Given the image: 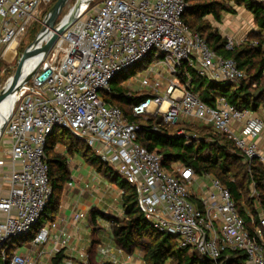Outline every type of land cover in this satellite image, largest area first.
Instances as JSON below:
<instances>
[{"label": "built area", "instance_id": "built-area-1", "mask_svg": "<svg viewBox=\"0 0 264 264\" xmlns=\"http://www.w3.org/2000/svg\"><path fill=\"white\" fill-rule=\"evenodd\" d=\"M53 1L0 0V57ZM92 1L14 94L0 138L7 140L4 153L10 164L4 174L9 190L0 196V261L49 264L53 254L69 246V232L57 221L49 227L40 224L53 194L46 146L60 128L134 186L138 207L150 225L175 236L181 247H191L211 264H220L229 250L245 252L247 264H264L263 213L257 224L249 213L251 224L247 223L232 191L218 178L197 175L178 161L165 166L157 151L139 143L140 125L129 122L120 106L100 95L110 91L115 76L158 50L160 58L133 80L150 92L131 104V112L161 116L163 124L210 125L234 142L246 162L258 158L264 167L256 141L264 134V117L249 107L237 108L224 96L209 105L193 91L191 70L211 82L234 83L246 77L244 71L191 31L183 18L187 0H99L93 6ZM225 43L227 50L238 45L232 36ZM129 90L128 95L136 91ZM234 122L240 125L237 131ZM4 166L0 161V169ZM195 184L199 193L192 190ZM85 217L86 212L75 214L76 219ZM52 228L59 234L47 250ZM30 234L29 253L14 248L15 240ZM79 257L86 260L88 254L82 250Z\"/></svg>", "mask_w": 264, "mask_h": 264}, {"label": "trees", "instance_id": "trees-1", "mask_svg": "<svg viewBox=\"0 0 264 264\" xmlns=\"http://www.w3.org/2000/svg\"><path fill=\"white\" fill-rule=\"evenodd\" d=\"M56 1L54 0L53 3ZM187 2L188 6L183 18L191 31L198 32L222 57H232L236 60L246 76L238 83L211 82L191 70L193 91L209 105H213L217 97L224 96L237 108L249 107L258 113L264 108V86L262 85L264 77V2L258 0H187ZM233 4L245 7L253 14L259 35L256 46L244 43V45H237L234 50H227L226 38L210 29L208 25L207 27L202 21L200 22L207 15L212 14L215 19L219 20L222 12L236 13L237 10L234 9ZM258 56L261 58L257 64ZM116 82L117 76L111 82L109 93L103 95V98L110 105L120 106L129 122H136L140 125L139 143L148 149L157 151L162 156L165 166L169 167L172 162L178 161L191 167L197 175L209 174L218 178L232 191L236 205L247 223H250L251 218L248 214L251 213L254 224H257L260 213L264 215V167L261 161L254 158L246 162L234 142L210 126L195 125V123L187 126H182L186 123L163 124L161 116H148V118L135 116L131 112V104L144 99L147 95H128V88L115 86ZM172 127H181L185 133L180 135L178 134L180 129L175 131L170 129ZM62 130V133H58L55 129L46 146L53 194L42 218L47 216L56 188L63 185L68 178L65 156L53 152L56 141L62 144L66 139L75 138L78 141L76 152L80 151L87 161L95 165L99 173L101 172L111 181H117L120 175L112 166L99 159L89 146L77 139L69 130ZM73 146L74 143L69 145L70 148ZM119 187L122 190L121 202L124 215L116 217L103 213L109 221L112 237L117 246L127 253H133L135 249L140 250L146 264H211L208 258H200L191 247H181L175 236L160 233L151 226L138 207L135 187L131 186L126 179L120 183ZM95 214L94 212L91 214L93 222ZM32 237L33 234H30L28 239ZM93 243H96L95 239ZM61 252L55 255L53 264L62 263ZM221 257L220 264H247L248 259L246 253L240 250L225 251Z\"/></svg>", "mask_w": 264, "mask_h": 264}, {"label": "rangeland", "instance_id": "rangeland-1", "mask_svg": "<svg viewBox=\"0 0 264 264\" xmlns=\"http://www.w3.org/2000/svg\"><path fill=\"white\" fill-rule=\"evenodd\" d=\"M98 1L99 0H93L91 5L92 6L95 5V3H97ZM76 2H77V0H69L66 3V5L63 7L62 12L60 13V17H59L57 22H59L63 18L64 14ZM54 3H51L50 5H48L47 11L40 14L38 20H36L35 22L32 23V25L28 29L27 33L22 35L17 40V42H15V46L13 48L14 49L13 56L10 58H7V55H5L4 57H0V91L3 90L10 83L11 79L15 75L17 68L19 67L18 65H19L20 61L22 60V58L24 57V55L27 51V48L31 45V43L41 33L40 31L44 28L45 22L47 20L46 16H47L48 12L50 11V9ZM240 10H242V11H240V13L237 14V16H235L234 14L233 15H225V14L221 13L220 19L217 20L211 14V15H207V16L203 17V19H201L200 22L202 21V23L206 24V26L208 25L210 27V29H213V30L221 33L220 35L222 37H226V35H228L229 32H234L236 35H239L240 33L236 27V23L237 22H240V23L244 22L245 24H247V26H249L251 28L246 33V35L241 34L240 36H238L236 39L237 40L236 42L238 43V46L244 45V43H250V44H253L256 46L258 44L257 39L259 40V35L257 33L258 32V26L255 25L254 18L251 19V14L245 7H243ZM197 21H199V20H197ZM227 28H228V30H226ZM204 35L206 36V33H204ZM159 58H160V52L158 50H155L154 52L151 53L150 57L147 58L145 61H143L137 65L131 66L130 68L124 70L121 74H119L117 76V82H116L115 86H118V85L124 86V87H127L128 90L130 88L134 87L136 89L134 94H137V95L147 94L148 92H150V90L148 88L147 89L139 88V84L137 83V81H133V80L135 77L143 75L146 72V69L148 67L152 66L155 63V61ZM260 58H261L260 56H258L256 58L257 64L259 63ZM248 75H249V73H248ZM262 85L264 86V77L262 78ZM105 94H107V92H100V95L102 97H104L103 95H105ZM263 111H264V108L261 109L259 111V113L263 112ZM189 124H193V123H186L182 126H187ZM197 124L201 125L199 122L195 123V125H197ZM181 127H179V128L178 127L177 128L172 127L170 129L176 131L177 129H181ZM57 130H58V133L63 132V130L60 128H57ZM6 141L7 140L4 137L0 142V161H3L5 165L9 163V157L4 153V149H5L4 147H5ZM77 142L78 141L75 138H70L69 140L66 139L62 142V144H60L59 149L57 151L65 157H67V155L71 154V162H74L77 165H80V168H77V166H73V165L71 166V175L77 176V177L80 176L83 179L82 184H84V183H95L96 188L98 189V192L95 194V198L93 201L97 204V203H99V200H102L101 205L98 204L97 207L100 210L104 211L105 208L111 207V205L114 204L115 199L119 195L117 193L118 189H119V185L124 180V178L119 175L117 177V181H111L109 178L105 177L101 172L99 173L96 170L95 165H93V164H91V162L87 161L80 151L76 152L77 147H78ZM58 143H60V142H58ZM73 143H74V146L72 148H70L69 145L71 146ZM75 147H76V149H75ZM7 168H9L8 165H7ZM2 175L3 174L1 172L0 177ZM72 181L74 182V180H72ZM197 187H198V185L195 184L192 187V190L196 193H199ZM248 211H250V209H248ZM58 213L59 212H57V209H54V210L52 209V211L48 210L47 216L42 218V222L40 224L44 225L45 227H49L51 222H52V217L53 216L57 217ZM90 216L91 215L89 213L88 219H90ZM96 217H97V224L96 225L85 227L86 228V230L84 232L85 238L83 239V243H82L81 247H83L85 252L88 254V249L91 246L90 239L93 238V235L95 238L100 239V244H102V245H101V247H98V252L96 255V260H98V258L104 257L102 255H105L102 253H103V250L105 251L104 248H106V246L109 245L108 244L110 242L109 240H112V231H111V227L109 225V221L105 218V216L103 215V212L96 213ZM52 230L53 229H51L50 231H52ZM30 240L31 239H29V240L24 239L23 242L26 243L27 241H30ZM44 246L46 249H49L51 247L50 243H46ZM14 247L16 249H19V250L22 249L23 250V248L25 246H23V245L19 246L18 244H15ZM137 251H138V249H136V252ZM136 254L137 253H135L134 256ZM0 264H3V263L0 261Z\"/></svg>", "mask_w": 264, "mask_h": 264}, {"label": "crops", "instance_id": "crops-1", "mask_svg": "<svg viewBox=\"0 0 264 264\" xmlns=\"http://www.w3.org/2000/svg\"><path fill=\"white\" fill-rule=\"evenodd\" d=\"M233 7L235 10H237L236 13H230V12H222V13L225 15L234 14L235 16H237V14H239L240 11H242L240 9L243 8L242 6H237L234 4H233ZM250 14H251V19L254 18L251 12ZM236 27L240 34L236 35L234 32H229L228 35H226V37L232 36L236 40L237 37L240 36L241 34L246 35V33L251 28L247 26V24H245L244 22L243 23L237 22ZM226 30H228V28ZM256 114L262 118L264 117V111L260 113L256 112ZM233 126L236 131L240 127V125L237 122H234ZM210 127L213 128L212 126ZM256 141L258 143L260 152L264 154V134L261 135L258 139H256ZM59 146H60V143L56 142V144L54 145L55 148L53 149L55 153H59L57 151L59 149ZM65 159H66V163L68 166V178L63 183V185H59L56 188L54 192L53 202L51 203V206L48 209L51 211L52 209L53 210L57 209V212H59L58 216L57 217L53 216L52 221L54 220L57 221L59 224V227L65 228L69 232V242H68L69 246L61 250L62 251L61 255H63L61 264H92V263L93 264H107V263L108 264H146L143 259V254L140 250L136 252V249H135L133 253H127L125 250H123L122 248H120L114 243L113 237H112V240H109L110 241L108 243L109 245L106 246V248H104L105 251L103 250L102 254H105V255H102V256L104 257L98 258V260H96L98 247H101L102 244H100V239L95 238L94 235H93V238L90 239L91 246L88 249V258L86 260H83L79 257L80 251L83 250L85 252L83 247H81L83 243V239L85 238L84 236V232L86 230L85 227L94 226L97 224L96 214H95L94 222L92 220V216H90V219H88V214L90 213L91 215L93 212L94 213L103 212L104 214L108 216H116V217L123 216L124 211H123L122 202H121L122 190L119 187L118 192H117L119 195L117 196V198L114 201V204H112L111 207L105 208L104 209L105 212L100 210L97 207V205L98 204L101 205L102 200H99V203L97 204L93 201L95 198V194L98 192V189L96 188L95 183L82 184L83 179L80 176L77 177V176L71 175V166L73 165V166H77V168H80V165H77L76 163L71 162V154L67 155ZM7 165L9 168H7ZM9 169H10L9 163L6 164L4 168L0 169V174L1 172L3 174L0 177V196L2 194H6L9 190L8 181L4 175L8 173ZM72 180H74V182L73 184L70 185L69 182ZM78 212H86V217L84 219H76L75 214ZM58 234H59V229L54 228L51 231V236H50L51 240L50 242H48L50 243L51 247L47 250H50L52 248L53 240H55L58 237ZM24 239H28V237L20 238L15 244H18L19 246L20 245L25 246L23 250L22 249L20 250L17 249V250L19 252L26 254V253H29V250L32 246L30 245L31 240L25 243L23 242ZM94 239L96 240V243H93ZM135 253L137 254L134 256ZM56 254H53V257L49 260L50 262L49 264H53L52 261ZM38 262L39 264H43L41 260H39Z\"/></svg>", "mask_w": 264, "mask_h": 264}, {"label": "water", "instance_id": "water-1", "mask_svg": "<svg viewBox=\"0 0 264 264\" xmlns=\"http://www.w3.org/2000/svg\"><path fill=\"white\" fill-rule=\"evenodd\" d=\"M69 0H57L50 11L48 12L46 19L47 25L40 31L39 36L31 43L27 48V51L19 63L15 75L11 79L10 83L0 91V104L3 103L8 97L14 96L19 86L40 67L41 62L47 57V54L52 49V46L63 34L64 30L70 26L77 18L79 12L91 1V0H77V2L64 14L63 18L59 21L60 13L63 7ZM45 19V20H46ZM49 35V37L47 36ZM36 57V64L34 68L25 73L26 63L32 58ZM8 118L4 121L0 128V138L3 134L4 127Z\"/></svg>", "mask_w": 264, "mask_h": 264}, {"label": "bare ground", "instance_id": "bare-ground-1", "mask_svg": "<svg viewBox=\"0 0 264 264\" xmlns=\"http://www.w3.org/2000/svg\"><path fill=\"white\" fill-rule=\"evenodd\" d=\"M47 25V20L45 22V26ZM49 37V35H47ZM14 46H15V42L11 43V45L7 48L6 54L7 58H10L13 56L14 54ZM36 57H32L25 65V73L30 72L35 64H36ZM15 103V99L14 96H10L8 97L3 103L0 104V128L2 126V124L4 123V121L9 117V114L14 106Z\"/></svg>", "mask_w": 264, "mask_h": 264}]
</instances>
